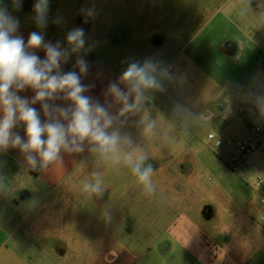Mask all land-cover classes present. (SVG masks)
Listing matches in <instances>:
<instances>
[{"label": "rangeland", "instance_id": "374dc122", "mask_svg": "<svg viewBox=\"0 0 264 264\" xmlns=\"http://www.w3.org/2000/svg\"><path fill=\"white\" fill-rule=\"evenodd\" d=\"M0 2L7 7L11 16L19 20L15 35L22 36L25 43L30 33L35 31L44 35L45 42L55 44L59 41L62 48H67V33L74 28H82L85 33V49L72 53L66 63L62 62L61 70L79 72L78 68H74V64L78 56L83 57L88 63V72L81 75V82L89 86V90L84 94L108 107L114 116L119 112L121 104L108 94V86L112 82H120L122 73L130 63H143L150 58L161 66L168 67L173 79L164 81L165 90L150 91L143 110L120 117L123 123L118 126L122 133L131 136L133 146L144 147L150 156L159 155V152L163 155L168 152L198 155L194 164L191 161L183 163L184 167L186 166L182 171L185 175L184 183L180 182V194L174 200L185 204L187 216L196 219L201 231L217 234L219 244L223 243L220 233L237 232V229H240L239 234L244 237H240L242 240L234 239V250L244 252L251 264H264V242L261 237L264 236V227L260 219L264 215V207L259 202L260 189L255 185L256 178H262L264 181V147L245 157L246 168L230 166L227 163L228 150L225 147H215L213 142L207 139V135L213 134L216 138L226 139L233 133H240L246 125L247 117L220 115L217 112L218 116L214 119L200 120L196 113L188 111L189 108L200 105L190 96L192 94H189L190 91L193 92L190 84L187 82V88L184 87L186 81L182 76L175 75L178 70H185V76H192V66L188 60H193L200 66L202 76L215 72L217 76L235 77L234 86L226 87L224 94L225 97H237L234 103L230 102L232 107H238L239 103L242 105L247 100L257 102L264 98V28L256 23L260 18L249 15L250 6L255 4L257 7L263 4V1L49 0L47 26L43 29L35 22L34 4L37 0H20L19 9L14 8L13 0ZM87 9H92L94 15L87 17L82 11ZM230 10L248 12L244 17L235 16L229 19L235 21L239 27H246L247 24L251 26L244 28L242 34L251 39L250 44L255 49L249 45L244 50H236L231 42L219 45L210 43V40L205 38L213 24V13L220 12L221 16V13ZM234 35L237 36L236 33ZM29 51L41 59L45 58L43 48ZM261 53L263 57L255 66L244 63L247 58L243 55H252L256 61ZM216 61L217 64L213 65ZM194 76H200V73ZM208 86H203V96L210 90ZM120 87L127 91L126 84L120 83ZM224 95L210 98V106L222 103ZM62 97L61 93L58 98L47 102L52 107H69L71 101ZM25 98L31 103L33 96ZM31 106L34 107L33 104ZM40 107L41 122H47L48 117L42 106ZM182 107L186 108V112H181ZM143 115L159 120L155 135L143 137L140 125ZM185 120H188L186 125ZM169 124L174 125L172 130H169ZM24 129L25 125L18 122L12 131L24 137ZM90 147L85 141L84 151L73 153V170L79 171L85 164L88 168L101 170L113 168L112 165L98 161L89 151ZM146 163L160 167L161 164L165 167L166 163L167 167L176 166L173 162ZM31 171L35 172L36 169L32 168ZM170 180L177 181L173 176H170ZM169 201L171 202V198ZM166 203L167 201L162 202V199H152L153 208L148 212L153 214L155 223L148 225L144 232L146 229H153V232L162 233V228L165 227L162 225V219L168 207ZM240 220L248 224L241 225ZM120 228L123 236L133 233L134 230L125 217ZM141 246L142 249L145 248L144 242L138 248Z\"/></svg>", "mask_w": 264, "mask_h": 264}, {"label": "crops", "instance_id": "0c3cea01", "mask_svg": "<svg viewBox=\"0 0 264 264\" xmlns=\"http://www.w3.org/2000/svg\"><path fill=\"white\" fill-rule=\"evenodd\" d=\"M261 1L263 4L257 7L255 4L250 6L249 15L260 18L256 23L264 28V0ZM219 13H213V24L205 37L210 43L231 42L236 50L252 45L251 39L242 34L244 28L251 26L239 27L229 19L244 17L248 12L230 10L221 16ZM252 48L255 49L253 45ZM263 54L256 61L252 55H243L247 58L244 63L255 66ZM188 61L193 75L185 76V70H178L175 75L183 77L184 87L187 88V82L190 84L193 92L189 94L200 105L187 109L196 113L200 120L214 119L218 116L217 105L211 107L210 98L224 95L226 87L234 86L235 77L217 76L215 72L202 76L200 66L193 60ZM196 73L200 76H194ZM204 85L210 87L205 96ZM17 94L22 98L35 96L30 88ZM236 98L224 95L223 101L234 103ZM246 102L258 105V101ZM33 105L40 114V102ZM181 112H186V108L182 107ZM22 138L27 139L26 136ZM61 157L46 170L37 168L32 172L19 147L10 145L0 150V264H251L244 252L234 250V239L244 237L240 236V229L220 233L223 243L219 244L217 234L201 231L196 219L187 216L185 204L174 200L180 194V182L184 183L182 171L186 166L183 163H193L198 155L184 152L151 155L149 162H173L176 165L167 167L166 163L165 167L163 164L160 167L151 163L156 185L152 195H145L135 177L123 166L112 165L113 168L101 170L88 168L85 164L75 171L73 153L62 152ZM94 170L103 173L109 187L102 196L89 198L81 190L82 181ZM170 176L177 181H171ZM155 198L167 201V212L162 219L165 227L162 233L153 232V229L144 232L148 225L155 223L153 214L148 212L152 210V199ZM123 217L134 229L133 233L124 236L120 228ZM240 224L248 223L240 220ZM261 237L264 242V236ZM143 242L145 248H138Z\"/></svg>", "mask_w": 264, "mask_h": 264}, {"label": "clouds", "instance_id": "9594fccd", "mask_svg": "<svg viewBox=\"0 0 264 264\" xmlns=\"http://www.w3.org/2000/svg\"><path fill=\"white\" fill-rule=\"evenodd\" d=\"M13 6L19 9L20 0H13ZM34 11L37 26L45 28L49 0H37ZM82 11L87 17L94 15L92 9ZM18 27L19 20L11 16L0 2V150L10 145L19 147L29 166L34 170H46L62 159V152H83L87 141L91 146L89 151L97 160L127 168L145 195L154 194L155 170L151 163H146L150 158L148 151L133 146L131 136L122 133L118 125L123 123L120 117L143 110L150 91L165 90L164 81L173 79L168 67L150 58L143 63H130L120 82L108 86V94L121 104L114 116L108 107L84 94L89 86L81 82V75L88 72V63L83 57L78 56L74 64L79 72L61 70L62 62L66 63L72 53L85 49L82 28L70 30L66 35L68 47L62 48L59 41L55 44L45 42L44 35L35 31L25 43L22 36L15 35ZM40 48L45 51L44 59L29 51ZM120 83L126 84L127 91L120 87ZM26 88L35 92L31 103L17 94ZM61 93L71 105L52 107L47 101L58 98ZM37 102H41L47 122L42 123L39 112L31 106ZM258 104L264 108V98H260ZM18 122L25 125L26 140L12 131ZM140 125L143 137L152 136L156 134L159 120L143 115ZM173 127L169 124V130ZM165 135L168 138L167 133ZM108 187L103 173L94 170L82 181L81 190L91 198L102 196Z\"/></svg>", "mask_w": 264, "mask_h": 264}, {"label": "built area", "instance_id": "2783aa9c", "mask_svg": "<svg viewBox=\"0 0 264 264\" xmlns=\"http://www.w3.org/2000/svg\"><path fill=\"white\" fill-rule=\"evenodd\" d=\"M217 111L221 114L247 117L246 125L240 133H233L226 139L216 138L213 134L207 135V139L211 140L215 147H225L228 150L227 163L230 166L246 168L245 157L254 150L264 147V108L250 109L245 104L232 107L229 101H223L218 104ZM255 185L260 189L259 202L264 205L262 178H256ZM261 222L264 226V215L261 216Z\"/></svg>", "mask_w": 264, "mask_h": 264}, {"label": "water", "instance_id": "95a60500", "mask_svg": "<svg viewBox=\"0 0 264 264\" xmlns=\"http://www.w3.org/2000/svg\"><path fill=\"white\" fill-rule=\"evenodd\" d=\"M245 105H246L248 108H250V109H259V108H260V105H259V104L255 106V105L252 104L251 102H246Z\"/></svg>", "mask_w": 264, "mask_h": 264}]
</instances>
